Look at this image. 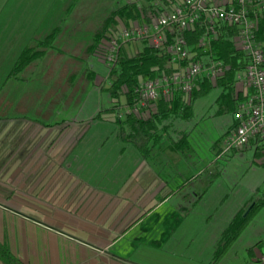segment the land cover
Segmentation results:
<instances>
[{
  "label": "rangeland",
  "instance_id": "374dc122",
  "mask_svg": "<svg viewBox=\"0 0 264 264\" xmlns=\"http://www.w3.org/2000/svg\"><path fill=\"white\" fill-rule=\"evenodd\" d=\"M123 3L124 0H0V180L10 170L6 162L38 160L42 155L43 160H56L60 155L55 151L70 144L67 137L71 130L75 131L74 143L62 161L65 167L74 164L71 172L114 195L132 174L133 156L139 152L129 146L124 162L116 156L122 145L110 116L114 104L101 87L109 70L100 55L89 51L97 43L95 31ZM57 28L61 31L52 47L46 49V56L24 69L18 79L11 78L23 52L27 48L38 50V45ZM189 40L194 44L196 37L190 36ZM133 47L131 52L137 53L144 46L139 43ZM221 94V88H213L194 102L190 122H173L174 129L190 133L193 151L165 152L164 157L174 165L169 182L174 193L160 210L164 216L151 214L143 224L168 228V234L164 239L160 234L146 235L139 244L137 261L128 262L256 264L258 244L264 241V208L251 218L221 259L215 260L231 220L245 205L248 208L253 198L264 196V167L253 162V150L217 158L213 145L222 140L234 117L217 115L216 101ZM100 112L102 115L97 117ZM62 122L65 125L60 129L54 127ZM166 237L163 249L150 250L164 243Z\"/></svg>",
  "mask_w": 264,
  "mask_h": 264
},
{
  "label": "crops",
  "instance_id": "0c3cea01",
  "mask_svg": "<svg viewBox=\"0 0 264 264\" xmlns=\"http://www.w3.org/2000/svg\"><path fill=\"white\" fill-rule=\"evenodd\" d=\"M122 6H125V0ZM100 27L95 31L96 36ZM235 88L243 97L240 88ZM235 123L233 117L222 140L217 146V143L213 145L217 154ZM175 124L170 125L162 142L153 146L148 156L137 150L139 154L133 156L135 168L116 195L97 189L90 179L84 180L71 172L74 164L64 166L62 161L74 143V130L69 131L68 147L60 146L55 151V155L60 156L54 161L43 160L44 152L39 151L42 156L37 157L38 160L6 162L5 167L10 170L0 180V244L22 264H132L128 261H137L141 253L139 244L141 246L146 235L160 234L164 239L168 234V228L144 227L143 224L151 214L164 216L160 210L174 193L169 186L174 165L164 157L165 152H175L171 143L180 135L190 137L185 130L174 129ZM54 127L60 129L62 125ZM117 140L122 147L116 156L124 162L129 146ZM250 149L254 153L253 162L260 165L253 146L241 152ZM110 157L114 158L111 154ZM78 165L82 170L80 162ZM178 177L182 176L178 174ZM257 193L258 190L254 195ZM166 244L167 237L164 243L150 250L159 251ZM258 246L260 255L264 251L261 248L264 241ZM0 264L4 263L0 260Z\"/></svg>",
  "mask_w": 264,
  "mask_h": 264
},
{
  "label": "built area",
  "instance_id": "2783aa9c",
  "mask_svg": "<svg viewBox=\"0 0 264 264\" xmlns=\"http://www.w3.org/2000/svg\"><path fill=\"white\" fill-rule=\"evenodd\" d=\"M145 0H125V5L141 8ZM156 15L149 22H134L120 29L96 54L109 70L101 87L110 86L111 74L124 48L143 44L168 59L170 73H159L154 79L141 81L132 100L115 108L114 122L128 116L149 117L156 103L177 95L186 97L206 82L217 83L228 66L215 50L219 40L230 41L242 55L235 86L243 94L234 114L237 125L227 134L218 159L253 146L260 165L264 164V0H178L168 6L164 0H153ZM190 36H195L191 43ZM109 116V115H108ZM264 264V251L258 257Z\"/></svg>",
  "mask_w": 264,
  "mask_h": 264
},
{
  "label": "trees",
  "instance_id": "16d2710c",
  "mask_svg": "<svg viewBox=\"0 0 264 264\" xmlns=\"http://www.w3.org/2000/svg\"><path fill=\"white\" fill-rule=\"evenodd\" d=\"M145 0L142 7L136 5H125L112 11L105 19L97 33V43L90 47V52L99 51L100 47L110 41V39L120 31V26L130 27L134 22H149L150 17L156 15L151 2ZM168 6L177 5L178 0H164ZM61 29H55L43 42L38 50L26 49L10 77L18 79L19 74L36 60L46 56V49L52 47L57 39ZM42 48L43 50H40ZM215 50L218 57L223 60L230 71L219 79L217 83L206 82L201 85L199 91L186 97L177 95L173 99H161L156 103V110L149 117L128 116L125 119L115 121L117 125V138L126 146H134L143 156H148L151 148L159 145L165 132H168L170 125L175 120L190 121L194 116L193 104L198 97L208 94L213 88H221L222 94L216 101L218 111L217 115H234L238 104L243 100L241 94L237 93L235 88L236 76L240 71L239 60L242 55L235 49L234 45L225 39L215 43ZM170 73L168 59L161 56L158 51L145 47L138 53L131 52L124 48L120 55V60L111 74L110 86L103 87L102 91L110 94L115 108L123 103H129L134 95L135 87L143 80L154 79L162 72ZM100 112L97 117H100ZM59 125L64 126V122ZM237 123H235V126ZM219 143L216 144V146ZM171 146L178 152H190L192 147L187 134L180 135L177 140H173ZM261 153H256V158H260ZM264 167V164L261 165ZM264 208V196L262 198H253L250 206L240 211L232 220L228 228L224 231L218 244L215 260L218 262L226 251L227 247L238 239L243 230L247 227L251 218ZM0 260L4 264H22L10 251L0 244Z\"/></svg>",
  "mask_w": 264,
  "mask_h": 264
}]
</instances>
